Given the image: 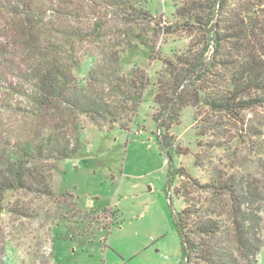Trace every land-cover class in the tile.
I'll return each instance as SVG.
<instances>
[{
    "label": "rangeland",
    "instance_id": "374dc122",
    "mask_svg": "<svg viewBox=\"0 0 264 264\" xmlns=\"http://www.w3.org/2000/svg\"><path fill=\"white\" fill-rule=\"evenodd\" d=\"M184 1L0 0V179L33 152L29 166L48 170L52 188L0 190V264H182L186 178L175 169L202 183L238 171L264 195V126L261 140L230 130L228 152L199 135L208 108L198 123L183 109L168 132L154 120L164 61L203 40L201 30L167 34ZM241 115L264 122L262 108ZM252 208L264 237V198Z\"/></svg>",
    "mask_w": 264,
    "mask_h": 264
},
{
    "label": "trees",
    "instance_id": "16d2710c",
    "mask_svg": "<svg viewBox=\"0 0 264 264\" xmlns=\"http://www.w3.org/2000/svg\"><path fill=\"white\" fill-rule=\"evenodd\" d=\"M178 16L183 22L169 27L168 35L180 29L191 34L201 30L203 40L201 47L192 45L187 53L164 61L170 81L168 85L160 81L155 96L160 112L154 116L155 122L168 132L180 123L183 109L191 107L196 110L198 123L202 115L199 108L203 107L210 114L199 135L211 132L217 140L213 147L229 152L223 140L234 129L261 140L264 122H245L241 114L264 109V0H185ZM161 145L172 157V146L166 141ZM78 150L74 148L59 162L76 156ZM32 157L33 152L26 153L9 164L1 175L2 192L36 186L52 194L48 170L41 165L29 166L28 158ZM195 157L200 167V155ZM175 172L186 178L176 190L186 204L175 216L183 239L182 264H260L262 219L252 207L264 195L238 171L229 174L225 169H215L207 183L184 169ZM188 183L205 195L204 201L190 195Z\"/></svg>",
    "mask_w": 264,
    "mask_h": 264
},
{
    "label": "crops",
    "instance_id": "0c3cea01",
    "mask_svg": "<svg viewBox=\"0 0 264 264\" xmlns=\"http://www.w3.org/2000/svg\"><path fill=\"white\" fill-rule=\"evenodd\" d=\"M134 186H137V185H134ZM89 204H90V203H89ZM78 206L80 207V208H79V207H78V208L81 210V207H82V206H81L79 203H78Z\"/></svg>",
    "mask_w": 264,
    "mask_h": 264
}]
</instances>
